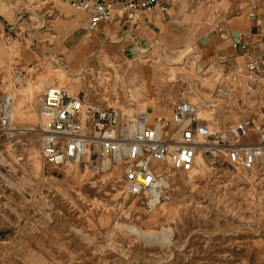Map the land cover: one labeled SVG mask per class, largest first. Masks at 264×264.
Returning <instances> with one entry per match:
<instances>
[{"label":"rangeland","instance_id":"obj_1","mask_svg":"<svg viewBox=\"0 0 264 264\" xmlns=\"http://www.w3.org/2000/svg\"><path fill=\"white\" fill-rule=\"evenodd\" d=\"M168 1L171 17L163 23L182 31L177 38L226 34L229 21L244 17L238 28L247 34L260 20L252 37L264 49V0ZM86 22L87 15L65 0H0V78L7 90L15 91V109L23 103L22 115L13 116L15 127L36 125L37 97L57 83L107 106L119 104L130 89L138 109L152 105L164 110L154 111L160 115H168L181 97L212 99L210 92L223 71L206 59H148L152 81L147 85L141 68L145 59H88L83 74L74 75L66 49L90 37L93 31L85 28ZM111 37L116 39L115 33ZM25 52L36 60L26 64ZM54 55L61 57L59 62ZM200 66L205 71L197 73ZM36 82L40 89L32 94ZM214 104L215 128L260 113L264 85L253 96L243 90L230 97L214 95ZM209 115L200 110V116ZM0 150V264H264L261 161L248 170L216 173L206 165L204 172H175L170 198L159 203L154 212L161 213L151 220L144 200L139 199L138 208L130 207L135 198L126 196L122 167L115 163L107 170L104 158L92 169L69 163L79 171L69 176L68 166L54 169L44 162L36 134L19 135ZM182 175L193 181L183 183ZM134 224L154 235L131 232L127 226Z\"/></svg>","mask_w":264,"mask_h":264},{"label":"built area","instance_id":"obj_2","mask_svg":"<svg viewBox=\"0 0 264 264\" xmlns=\"http://www.w3.org/2000/svg\"><path fill=\"white\" fill-rule=\"evenodd\" d=\"M65 1L87 15L88 31L119 19L128 24L131 33L127 37H134L139 28L136 20L145 11L155 9L162 20L171 17L168 0ZM260 26L257 20L249 34H230L232 48L243 59L222 60L223 73L210 92L212 99L202 97L193 102L181 97L168 115L155 114L152 105L138 109L130 89L119 104L107 106L106 102L86 101L59 85L46 87L38 106L47 122L40 121L30 130L41 140L44 162L54 169L68 162L92 169L98 159H108L122 167L125 194L144 200L148 207L170 198L172 172L191 171L198 155L212 172L250 169L264 156V107L260 113L215 128L214 95L230 97L243 90L253 96L259 92L264 79V49L257 48L253 37ZM54 58L59 62V57ZM16 79L19 84L22 75ZM13 97L0 78V149L20 135L12 122ZM199 109L210 115L200 116Z\"/></svg>","mask_w":264,"mask_h":264},{"label":"crops","instance_id":"obj_3","mask_svg":"<svg viewBox=\"0 0 264 264\" xmlns=\"http://www.w3.org/2000/svg\"><path fill=\"white\" fill-rule=\"evenodd\" d=\"M164 21L155 9L140 14L136 20L139 28L134 37H130V42H126L131 33L127 28L128 24H123L119 19L105 23L92 32L88 41L85 39L72 49H66V59L70 55L69 59H72L75 54H81V59H145L141 68L142 79L147 85L152 81V74L147 66L148 59H206L208 64L214 63V67L223 69V59L233 61L241 58L232 48L229 36L242 29L238 27L245 24L244 17L242 21H229L226 34L208 32L200 34L195 40L177 38L182 36V31L168 29ZM133 24L134 21L130 26ZM172 32L176 35L172 36ZM113 33L116 39H111ZM176 48L178 50L172 51ZM22 58L29 64L36 60V55L25 52Z\"/></svg>","mask_w":264,"mask_h":264},{"label":"bare ground","instance_id":"obj_4","mask_svg":"<svg viewBox=\"0 0 264 264\" xmlns=\"http://www.w3.org/2000/svg\"><path fill=\"white\" fill-rule=\"evenodd\" d=\"M264 21V20H263ZM263 24V23H262ZM89 39H86V41H88ZM0 51H2V50H4V47H3V45L1 44L0 45ZM78 53V52H77ZM86 60H88V59H81V54H75L74 55V57L68 62L70 65V67H73V68H75L76 70H77V72L76 73H74V75H82L83 74V71H84V69H87L86 68V66H83L84 65V62H86ZM241 59H239V61H240ZM111 61V60H110ZM82 66H83V68H82ZM152 66V65H151ZM197 67V66H196ZM197 71H205V68L203 67V66H200V67H198L197 68ZM75 72V71H74ZM205 79H207V78H205ZM264 81V80H263ZM19 86L20 85H22V84H18ZM54 85V84H53ZM57 85H60L59 83H57ZM262 85H264V84H262ZM19 86H17L16 88H19ZM33 87L32 88H30L31 89V93L32 94H38V92H39V89H40V84H39V82H36L34 85H32ZM49 86H51V85H49ZM48 87V86H47ZM45 89V88H44ZM44 89L40 92V94L44 91ZM14 92L15 91H12V93H13V98H14V107H13V116H14V118H15V116H17V115H22V111H23V103H19L18 104V107H16V109H15V105H16V101H15V94H14ZM40 94H39V96H40ZM39 96L37 97V106L39 105ZM143 105V104H142ZM214 106H215V104H214ZM157 108V107H156ZM159 109V108H158ZM156 109V110H154L155 111V113L157 112V113H159L160 111H164V110H162V109ZM215 109V108H214ZM200 110L203 112H208V111H206L205 109H199L198 110V112H199V115H200ZM37 113H38V119H37V123H36V125L35 126H33V127H30V128H18V127H15V125H14V127L16 128V129H18L19 130V132H20V135H23V134H36V133H34V132H31L30 130H32V129H36L37 128V124H38V121L40 120V121H42L43 123L44 122H47V119L45 118V116L44 115H41L39 112H38V110H37ZM41 116V117H40ZM42 118V119H41ZM12 119H13V117H12ZM13 122V121H12ZM2 157H3V153H2V151L0 150V158L2 159ZM259 161H261L262 163H264V156H262L260 159H259ZM258 161V162H259ZM69 163H71V162H68L67 164H65L64 166H68L69 165ZM103 169L104 170H107L108 168H109V165L111 164V162L108 160V159H105L104 161H103ZM75 164H77L78 166H79V164L78 163H75ZM116 166H119V165H117V164H115ZM256 165V164H255ZM253 168H254V166H252ZM239 167H237L236 169H238ZM67 170V173H68V175L70 176V175H73V174H78V169L77 168H73V169H71V167L70 166H68V168H66ZM205 169H206V162H205V159L203 158V156L202 155H198L197 156V158H196V165L194 166V168L191 170V171H189V172H185V173H190L191 174V172H193V171H202V172H204L205 171ZM240 169V168H239ZM244 170H248L247 168H243ZM250 169H252V168H250ZM178 172H182V171H178ZM189 174V175H190ZM172 175H173V178H171V185H172V183H175L176 181H177V178H176V174H175V172H172ZM181 179H182V182L183 183H189V182H192L193 181V177L192 176H189V178H185L183 175H182V177H180ZM127 196V195H126ZM129 197V196H128ZM135 198V200H133V202L130 204V207L131 208H133V209H135V208H138V204H139V199L140 198H138V197H134ZM144 202V201H143ZM159 204H157V205H155V206H153V207H149V208H151V210L150 211H153V214H152V212H150V211H148L147 213H146V215L148 216V218L149 219H153L154 217H156L157 215H159L160 213H161V211H159V212H154V209L158 206ZM128 227V229H130L131 230V232H133L134 233V231H136L137 232V234H141L142 236H144L145 238H149V237H152L154 234H152L151 232H147V231H144V230H142V229H140L137 225H129V226H127Z\"/></svg>","mask_w":264,"mask_h":264}]
</instances>
